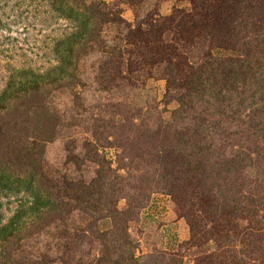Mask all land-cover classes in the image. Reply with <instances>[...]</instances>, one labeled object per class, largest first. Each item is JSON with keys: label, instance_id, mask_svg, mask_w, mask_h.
<instances>
[{"label": "trees", "instance_id": "1", "mask_svg": "<svg viewBox=\"0 0 264 264\" xmlns=\"http://www.w3.org/2000/svg\"><path fill=\"white\" fill-rule=\"evenodd\" d=\"M143 2L131 23L116 0H0V28L6 8L64 22L49 65L9 63L0 89V264H165L135 254L128 220L188 173L212 214L249 210L263 223L264 0L217 1L204 30L179 42L183 85L157 56L163 100L177 102L169 123L157 88L122 72L128 36L160 28L170 38L154 0ZM170 231L155 227L160 246Z\"/></svg>", "mask_w": 264, "mask_h": 264}, {"label": "rangeland", "instance_id": "2", "mask_svg": "<svg viewBox=\"0 0 264 264\" xmlns=\"http://www.w3.org/2000/svg\"><path fill=\"white\" fill-rule=\"evenodd\" d=\"M217 1L154 0L165 18L170 38L158 28L151 32L138 29L125 40L127 53L122 72L133 75L143 87L157 88V108L161 109L164 123L170 122V112L177 102L172 96L163 100L166 76L164 72L153 74L152 65L157 56L169 59L176 66L179 85H183L190 68L179 42H189L192 36L204 30ZM141 2L116 0L122 15L131 23ZM22 9L12 12L6 8L2 15L6 22L0 28V89L4 86L9 63L36 69L47 67L52 35L64 28L63 21L55 24L53 20H43L40 14ZM105 153L115 167V148H105ZM173 181L172 191L153 193L139 214L129 217L128 230L138 241L136 255L154 254L165 264H264V220L257 222L249 210L235 217L212 214L209 210L212 200L198 173L178 175ZM117 206L125 209V199L121 198ZM3 211L8 213L6 209ZM163 224L171 231L167 235L163 233L160 246L154 231L157 225L162 229Z\"/></svg>", "mask_w": 264, "mask_h": 264}]
</instances>
